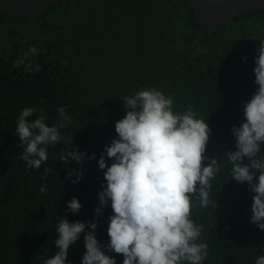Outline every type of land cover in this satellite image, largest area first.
<instances>
[{
	"label": "trees",
	"instance_id": "16d2710c",
	"mask_svg": "<svg viewBox=\"0 0 264 264\" xmlns=\"http://www.w3.org/2000/svg\"><path fill=\"white\" fill-rule=\"evenodd\" d=\"M195 1L60 0L37 20L36 32L24 17L0 15V264H43L58 251L61 218L97 219L105 183L97 161L117 136L115 123L126 114L123 99L151 88L172 96L175 112L190 106L207 122L205 156L221 164L211 181L213 203L202 208L192 197L190 218L203 225L197 243L208 245L202 264H255L264 255V231L250 222L254 193L230 176L226 156L235 151L231 128L240 126L244 103L258 89L253 69L264 41V13H245L207 30L192 18ZM60 107L71 122L59 129L63 139L47 146V162L31 169L19 158L17 118L34 108L30 119L43 115L51 126L61 121ZM76 146L87 153L79 183L72 181L80 166L62 159ZM93 153L96 159L89 160ZM45 167L51 169L46 175ZM73 197L82 207L66 213ZM102 213L96 238L122 264L124 257L106 248L110 201ZM85 251L82 233L65 264H81Z\"/></svg>",
	"mask_w": 264,
	"mask_h": 264
},
{
	"label": "clouds",
	"instance_id": "9594fccd",
	"mask_svg": "<svg viewBox=\"0 0 264 264\" xmlns=\"http://www.w3.org/2000/svg\"><path fill=\"white\" fill-rule=\"evenodd\" d=\"M31 51L34 54L36 49ZM256 53L253 72L258 89L244 103L240 126L231 128L235 151H226V156L231 164L230 176L247 183L254 193L250 222L264 231V155H258L264 146V41ZM243 59L246 63L247 58ZM123 101L126 114L115 123L117 136L104 146L97 161L105 181L98 192L99 206L94 209L97 219L86 223L61 218L55 229L58 251L43 264H65L70 245L82 233L86 251L81 264H116L95 235L102 209L109 201L112 215L106 248L121 254L122 264H202L209 254L207 243H197L203 225L190 218L193 196L199 207L213 203L211 181L221 171L217 158L205 156L210 133L207 122L198 119L190 106L183 113L175 112L174 98L155 88L140 90ZM36 111L21 110L15 133L22 148L19 158L29 168L39 170L48 160L47 146L63 139L59 129L71 120L66 109L60 107L57 111L61 121L49 126L43 115L30 119ZM86 155L76 146L75 151L62 156L66 163L74 160L80 166L73 183H79L83 175ZM105 155L112 160L110 166ZM88 159H96L95 154ZM50 171L44 168L45 175ZM81 207L78 198L73 197L67 202L66 213H78ZM255 264H264V255L258 256Z\"/></svg>",
	"mask_w": 264,
	"mask_h": 264
},
{
	"label": "water",
	"instance_id": "95a60500",
	"mask_svg": "<svg viewBox=\"0 0 264 264\" xmlns=\"http://www.w3.org/2000/svg\"><path fill=\"white\" fill-rule=\"evenodd\" d=\"M60 0H0V15L7 19L24 17L36 32L37 20ZM264 13V0H196L192 7L194 22L212 30L242 14Z\"/></svg>",
	"mask_w": 264,
	"mask_h": 264
}]
</instances>
